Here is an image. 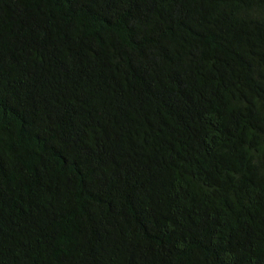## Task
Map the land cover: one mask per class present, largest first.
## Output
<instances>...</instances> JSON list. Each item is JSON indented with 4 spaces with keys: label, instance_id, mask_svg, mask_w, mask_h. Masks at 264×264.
<instances>
[{
    "label": "trees",
    "instance_id": "obj_1",
    "mask_svg": "<svg viewBox=\"0 0 264 264\" xmlns=\"http://www.w3.org/2000/svg\"><path fill=\"white\" fill-rule=\"evenodd\" d=\"M0 264H264V0H0Z\"/></svg>",
    "mask_w": 264,
    "mask_h": 264
}]
</instances>
